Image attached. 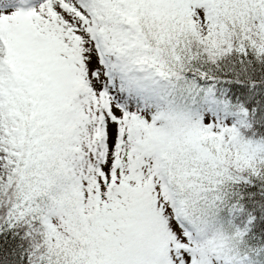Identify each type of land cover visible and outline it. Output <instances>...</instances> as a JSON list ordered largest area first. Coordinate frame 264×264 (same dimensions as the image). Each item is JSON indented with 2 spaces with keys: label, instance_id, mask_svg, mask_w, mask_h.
I'll use <instances>...</instances> for the list:
<instances>
[{
  "label": "snow or ice",
  "instance_id": "6c2138e0",
  "mask_svg": "<svg viewBox=\"0 0 264 264\" xmlns=\"http://www.w3.org/2000/svg\"><path fill=\"white\" fill-rule=\"evenodd\" d=\"M0 264H264V0H0Z\"/></svg>",
  "mask_w": 264,
  "mask_h": 264
}]
</instances>
